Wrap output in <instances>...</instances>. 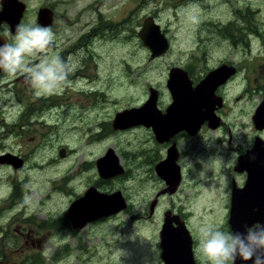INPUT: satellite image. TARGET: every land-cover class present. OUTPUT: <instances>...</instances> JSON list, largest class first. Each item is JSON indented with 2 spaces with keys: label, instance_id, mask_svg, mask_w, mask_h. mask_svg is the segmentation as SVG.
Wrapping results in <instances>:
<instances>
[{
  "label": "rangeland",
  "instance_id": "374dc122",
  "mask_svg": "<svg viewBox=\"0 0 264 264\" xmlns=\"http://www.w3.org/2000/svg\"><path fill=\"white\" fill-rule=\"evenodd\" d=\"M21 1L27 6L21 24L39 26L44 0ZM46 1L53 6L61 4L59 10L73 15L97 0ZM221 1L206 0L192 6L190 0H105V39L93 38L70 55L76 68H85L83 78L71 80L53 95L36 96L29 86L27 95L20 94L22 101L16 92H0V153L19 162L18 167L0 162V264H32L35 254L39 255L37 261L44 262L40 264H161L159 232L165 212L171 210L187 216L198 241L205 223L230 231L232 155L226 144L218 145V133L182 138L181 148L187 153L180 192L172 198L160 197L154 216L144 219L163 188L149 162L155 155L163 157L165 151L144 128L113 133L111 127L117 112L133 109L149 98V88H159L163 104L169 102L171 68L204 52L211 67L225 54V44L219 43L212 28L217 18L227 19ZM225 1L233 3L226 7H251L255 19L264 20V0ZM92 14L84 13L78 24L52 26L58 46L48 54L50 58L60 50H76L73 46L93 28ZM149 15L156 16L170 42L169 51L154 60L138 37ZM109 22L116 25L112 30ZM32 60L38 62V57ZM81 60L84 63L80 64ZM238 92L230 93L229 125L242 140L249 132L248 116L245 100H234ZM41 99L63 101L55 107L54 102L38 103ZM26 106L33 112L25 113ZM104 122L105 139L98 135ZM61 149L70 151L62 157ZM109 150L115 151L124 172L98 183L96 162ZM97 183H102L98 190L105 194L121 192L127 210L104 221L94 220L76 233L67 219L68 209L75 197ZM21 230L24 235L17 232ZM201 259L209 264L203 254Z\"/></svg>",
  "mask_w": 264,
  "mask_h": 264
},
{
  "label": "flooded vegetation",
  "instance_id": "af4514ba",
  "mask_svg": "<svg viewBox=\"0 0 264 264\" xmlns=\"http://www.w3.org/2000/svg\"><path fill=\"white\" fill-rule=\"evenodd\" d=\"M190 1L191 2H189L188 4L192 6H194V4H197V2L199 3L204 1L206 2V0H202V1L190 0ZM104 2L105 0H97L96 2H92L88 5L83 6L79 14L72 15L71 12H69L68 10L65 9L59 10V6L61 4H55L53 6L52 3H48V1L44 0L42 8H47L49 10H52L53 13V22L49 26L50 28H52V26H54L55 24H58V26L62 28L68 25H73V23L78 24L80 18L83 16L84 13L90 12V14H92V12H94L92 14L94 16L92 17L90 16V18L93 20L91 22L93 25L92 24L87 25V26L92 25L93 28L90 31H87V33H85L78 40L77 44L73 46V48H76V50L75 51L60 50L56 52L55 56H59L64 60H68L70 55L74 53H78L79 50L87 46L93 40V38L105 39L104 37L105 14H104V10H102L103 6H105ZM220 4H222L224 8V13L227 16V19L222 21L221 18H217L216 19L217 22H214L212 24V28L214 29L215 32L214 35L219 41V43L225 44V46L222 47L225 51V54H223L222 57L216 60V62L213 65H211V67H209L206 62L207 61L206 52H204L203 55H200L198 57H189L185 64L176 65V67H174V68H181L188 74L189 79L193 83V87L197 86L212 71L218 69H222L223 72L225 71L224 81H222L214 91V98L217 100V104L215 103L214 105L213 115L216 121L213 123H210L207 120L204 121L203 125L201 126V129L196 135L192 136L188 132L182 131L174 135L173 137H170L168 140L164 142L158 141L151 127H146L145 125H137L135 127H132V128H144L148 130L151 133L152 138L155 141V144L161 147L162 149H164L165 151L163 157L159 158V155L158 156L155 155L152 159H150L151 162H149L150 164H154L155 173L158 176V178L162 181L161 185L163 186V188L156 194L154 200L151 202L152 205V203L156 200V205L154 209L152 210L150 205V211L148 212L149 214L147 216H144V219H148L151 218V216L152 217L154 216L156 209L158 207L160 197L163 198L164 196H167L172 198L174 195H177L180 192L184 175H186L185 164L183 160L185 159L187 153L186 150L183 151L181 148L182 138H186V137L193 139L205 138L206 134L208 133H212V134L218 133L220 137V139L218 140V145L226 144V149L232 155L231 170L233 172V177L230 182L231 193H230V204L228 206L229 217H230L231 198H232L233 190H240L246 186L250 175L251 177H253L254 175L252 169L263 170V175H264V20L255 19L257 17L254 16L251 7H248L246 9L235 8V5L232 7H226L229 4L232 5L233 3L226 2L225 0H222ZM0 9H2L1 0H0ZM148 17L154 18L155 21L157 22L155 15L154 16L149 15ZM138 24L141 25L140 21H138ZM99 29L102 30L101 33L98 32ZM211 30L212 29H208V31ZM0 36L6 38L8 42H11L12 41L11 38L15 35H12L11 28L7 23H2L0 26ZM57 46L58 44L57 42H55L54 46L51 48L48 54L56 51L55 49L57 48ZM197 59H200V64L197 63ZM79 62L80 64L84 63L83 60ZM202 62L204 63L202 64ZM199 65H202V67H200ZM84 70L85 68L82 66L76 68V71L69 77V80L71 81L77 78L78 79L83 78L85 76ZM21 86L24 87L22 88ZM29 86L30 84L24 79V76L22 74H17L15 77H9L6 74L0 72V92L8 91L10 92V94L16 92L17 98H19L22 101L20 94L22 93L27 95L30 91L28 89ZM234 89H239L238 95L234 96V100L239 101L241 99H244L246 104L245 109H247V116H248L247 128L249 132L246 135V137L242 140H240L242 137L239 135V133H237L236 131L233 132L232 127L229 125L230 124L229 107L233 103V98L230 96V93ZM156 90L158 91L157 108L165 112L166 109L172 104L173 97L169 92L171 100L164 105L163 93L159 88L158 89L156 88ZM148 99L149 98L144 99V101H142L139 105H137L134 108L142 107L148 101ZM41 100H37L38 103L44 104L47 102L48 104H51L52 102H54V104L52 105H55V107L58 106V103L63 101L60 99H48V100L41 99ZM28 101L27 102L24 101V103L27 104L29 103ZM30 107L31 106L27 107L25 113L33 112L32 110H30ZM48 107L49 106H46L45 110ZM120 112H117L116 115ZM213 124L218 125V127L217 128L211 127L213 126ZM111 127L112 130H114L112 131L113 133L123 132V130H115L113 128V123L111 124ZM99 129H100V134L98 135H100V137H103L105 139V122L101 126H99ZM129 129H126V131ZM171 149H174V151L178 154L176 165L179 167L182 177L180 185L173 193H170L171 188H169L166 181L162 179L156 172L157 165L167 159L169 151ZM61 150L59 151L60 153ZM62 151H64V155L66 156L69 153L70 149L69 150L63 149ZM6 155H7L6 153H2V152L0 153V157ZM59 155L61 156V154ZM8 157L9 158L11 157L10 159L14 160L11 161L12 165L14 166L19 165V162H16L14 157H12L11 155ZM244 157H247L249 161L246 165H241L240 160L243 159ZM100 179L101 180L98 181V183L105 182V178H102L100 176ZM255 180L264 181L263 178L262 179L255 178ZM98 183L96 184V186H92L90 188H94L98 192L105 194L104 192L98 190L99 186H102V183L100 185ZM83 196L75 197L71 205ZM127 207L125 210H127ZM125 210L121 211L120 213L124 212ZM167 213H169L171 216L180 217V219L184 221L186 229L189 232L191 243L188 244L184 243L183 245L184 248L182 250L184 249L186 250L184 252L185 253L184 255L186 256L180 254L181 255L180 257H183L185 261H187L188 263L190 262L191 264H205L201 259L202 252L199 249L198 237L194 233L195 231L194 228L192 227L193 228L192 229L190 226H188L187 216L185 215L183 216L182 212L179 214L177 211L171 210L165 212L164 220H165V215ZM81 214L83 215V212H81ZM67 219L71 222L72 229L76 233H78L79 230L84 229L85 226L93 223L92 221H90L83 228H79V227L76 228L73 222L68 218V212H67ZM96 220L104 221L105 217H101ZM173 225L174 227L177 226L175 221H173ZM162 229H163V225L159 232L158 254L161 264H165V261L163 259V250L160 242ZM230 231H232L231 227H230ZM17 232L20 235H24L23 230Z\"/></svg>",
  "mask_w": 264,
  "mask_h": 264
},
{
  "label": "water",
  "instance_id": "95a60500",
  "mask_svg": "<svg viewBox=\"0 0 264 264\" xmlns=\"http://www.w3.org/2000/svg\"><path fill=\"white\" fill-rule=\"evenodd\" d=\"M1 5L0 26L2 23H7L11 28L12 35H15L16 26L21 24L27 6L21 0H1ZM52 22V10L40 9L37 18L38 25L49 27ZM138 37L149 50L150 60L162 57L170 49V42L162 27L152 17L143 21ZM5 42H8L6 38L0 36V44ZM224 72L222 69L214 70L193 87L192 81L183 69H171L168 74L167 88L173 97V102L166 111L163 112L157 108L158 91L152 87L149 99L142 107L125 110L116 115L113 128L126 130L137 125H145L153 129L159 142H164L182 131H186L192 136L196 135L204 121L207 120L210 123L216 121L213 115L214 105L217 104L214 91L224 81ZM211 127L217 128L218 125L213 124ZM60 154L63 157L64 151H61ZM10 158L2 156L0 162L11 163L14 160ZM177 158L178 154L174 149H171L167 159L156 167L157 174L171 188L170 193L177 189L182 179L180 169L176 165ZM248 161L247 157H244L240 163L246 165ZM16 166L18 167V165ZM96 167L99 175L105 179L124 172L114 150H109L97 160ZM252 172L254 173L253 177L250 175L243 189L233 190L228 221L232 231L245 232L246 226L250 227L257 222L264 224V181L255 180V178L264 179L263 170L252 169ZM155 205L156 200L151 205L152 210ZM126 207L121 192L103 194L90 188L83 197L71 205L68 218L76 228H83L90 221L101 217H110L125 210ZM173 221H175L176 227H174ZM160 242L165 264H191L180 257V254L184 255L186 251L182 250L184 243H191L189 232L180 217L171 216L169 213L165 215ZM235 264H253V262H245L238 257Z\"/></svg>",
  "mask_w": 264,
  "mask_h": 264
},
{
  "label": "clouds",
  "instance_id": "9594fccd",
  "mask_svg": "<svg viewBox=\"0 0 264 264\" xmlns=\"http://www.w3.org/2000/svg\"><path fill=\"white\" fill-rule=\"evenodd\" d=\"M56 35L48 26H16L14 42L0 44V72L22 74L36 96L59 94L71 81L76 64L69 57H49ZM33 62L32 58H37ZM204 176L201 174V179ZM199 248L209 264H235L239 257L253 264H264V224L257 222L245 232L224 231L211 223L199 229Z\"/></svg>",
  "mask_w": 264,
  "mask_h": 264
},
{
  "label": "trees",
  "instance_id": "16d2710c",
  "mask_svg": "<svg viewBox=\"0 0 264 264\" xmlns=\"http://www.w3.org/2000/svg\"><path fill=\"white\" fill-rule=\"evenodd\" d=\"M127 20H129V19H127ZM127 20H126V21H127ZM126 21H125V22H126ZM115 26H116V25H114V24H112V23H110V22H109V24H108V28H109L110 30H112L113 28H115ZM133 32H134V30H133ZM38 257H39L38 254H35V255H34V260H35V262H33L32 264H40V263H44V262H42V261H40V260L37 261Z\"/></svg>",
  "mask_w": 264,
  "mask_h": 264
}]
</instances>
